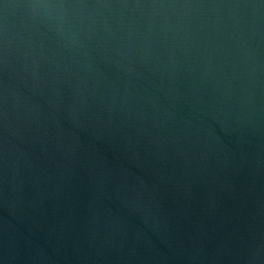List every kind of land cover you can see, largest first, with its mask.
Returning a JSON list of instances; mask_svg holds the SVG:
<instances>
[{"label":"water","instance_id":"95a60500","mask_svg":"<svg viewBox=\"0 0 264 264\" xmlns=\"http://www.w3.org/2000/svg\"><path fill=\"white\" fill-rule=\"evenodd\" d=\"M0 264H264V0H0Z\"/></svg>","mask_w":264,"mask_h":264}]
</instances>
